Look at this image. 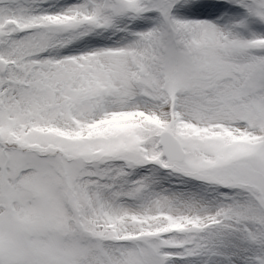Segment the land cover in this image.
<instances>
[{
  "label": "snow or ice",
  "instance_id": "obj_1",
  "mask_svg": "<svg viewBox=\"0 0 264 264\" xmlns=\"http://www.w3.org/2000/svg\"><path fill=\"white\" fill-rule=\"evenodd\" d=\"M0 264H264V0H0Z\"/></svg>",
  "mask_w": 264,
  "mask_h": 264
}]
</instances>
